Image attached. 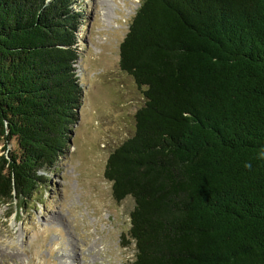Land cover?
Here are the masks:
<instances>
[{"label":"trees","instance_id":"16d2710c","mask_svg":"<svg viewBox=\"0 0 264 264\" xmlns=\"http://www.w3.org/2000/svg\"><path fill=\"white\" fill-rule=\"evenodd\" d=\"M73 4L0 0L2 205L67 148L82 93ZM118 64L143 97L103 171L116 201L133 198L129 264H264V0H140Z\"/></svg>","mask_w":264,"mask_h":264},{"label":"rangeland","instance_id":"374dc122","mask_svg":"<svg viewBox=\"0 0 264 264\" xmlns=\"http://www.w3.org/2000/svg\"><path fill=\"white\" fill-rule=\"evenodd\" d=\"M139 3L74 0L81 14L73 64L82 88L77 117L64 153L42 172L43 184L20 205L0 204V264H69L65 255H75V264L134 258V242L124 246L122 236L133 198L116 201L103 171L108 154L133 133L142 104L141 90L118 64L119 43ZM12 145H0V153Z\"/></svg>","mask_w":264,"mask_h":264},{"label":"bare ground","instance_id":"6f19581e","mask_svg":"<svg viewBox=\"0 0 264 264\" xmlns=\"http://www.w3.org/2000/svg\"><path fill=\"white\" fill-rule=\"evenodd\" d=\"M96 245H97V243H95V247H96ZM104 247V246H103ZM96 249V248H95ZM96 253H98V251H96V250H94ZM65 258H66V260L68 259V261L67 262H69V264H75V258H76V256L75 255H73V256H67V255H65L64 256Z\"/></svg>","mask_w":264,"mask_h":264},{"label":"clouds","instance_id":"9594fccd","mask_svg":"<svg viewBox=\"0 0 264 264\" xmlns=\"http://www.w3.org/2000/svg\"><path fill=\"white\" fill-rule=\"evenodd\" d=\"M258 159H264V149H262L259 154H258ZM245 168H248V169H251L252 165L251 163H246L245 165Z\"/></svg>","mask_w":264,"mask_h":264}]
</instances>
